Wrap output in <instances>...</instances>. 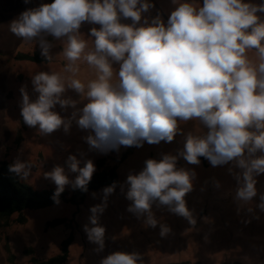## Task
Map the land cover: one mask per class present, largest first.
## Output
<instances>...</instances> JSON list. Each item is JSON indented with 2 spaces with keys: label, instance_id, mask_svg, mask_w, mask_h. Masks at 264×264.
<instances>
[{
  "label": "clouds",
  "instance_id": "clouds-1",
  "mask_svg": "<svg viewBox=\"0 0 264 264\" xmlns=\"http://www.w3.org/2000/svg\"><path fill=\"white\" fill-rule=\"evenodd\" d=\"M25 4L31 0H24ZM174 9L167 23L159 14L142 20L154 8L150 0H51L21 12L9 31L29 44H38L48 64L57 57L60 70L31 75L33 99L27 86L20 88V114L29 128L43 135L61 128L67 134L73 123L83 131L89 150L107 153L144 142L171 143L181 122H196L183 149L148 158L138 173L126 179L127 211L166 236L171 229L153 211H168L196 224L185 201L193 189L195 172L177 167L178 159L199 165L200 157L212 166L231 165L236 181L238 211L257 196V179L264 174V4L245 0H171ZM131 20V23L124 21ZM91 27L88 34L82 25ZM52 36L61 40L55 57ZM82 65L93 73L81 78ZM118 65V67H114ZM75 92L79 99L68 96ZM83 103L82 107H78ZM72 108L71 116L57 111ZM64 167L44 172L56 185L57 203L67 185L87 191L96 171L91 159L69 155ZM35 165L17 158L9 171L27 179ZM77 173L70 179L68 173ZM217 186L219 184L217 183ZM115 182L102 189V201L90 208L84 231L97 252L105 248V227L99 223ZM95 195V194H94ZM257 207L264 211V194ZM249 211L252 209L249 207ZM101 264H143L138 252L115 251Z\"/></svg>",
  "mask_w": 264,
  "mask_h": 264
},
{
  "label": "rangeland",
  "instance_id": "rangeland-1",
  "mask_svg": "<svg viewBox=\"0 0 264 264\" xmlns=\"http://www.w3.org/2000/svg\"><path fill=\"white\" fill-rule=\"evenodd\" d=\"M154 8L142 14L141 23L147 17L149 22L157 14L165 23L174 5L171 0H150ZM202 2V0H201ZM253 4H264V0H245ZM48 0H0V162H14L17 158L30 160L35 167L27 179H22L37 189L56 188L54 182L46 179L44 172H49L56 165L67 170V158L76 155L81 160L91 159L97 171V161L110 156L117 161H109L118 165L119 183L113 194L108 197L107 208L100 216L99 223L105 227V248L97 252V246L89 242L84 225L89 224L90 208L102 201V189L91 191L80 207L66 202H58L41 210L26 212L27 223L0 225V264H31L30 258L47 259L59 253L61 242L71 232L68 226H59L45 230L47 221L55 218L75 219L79 228L75 230V239L70 247V254L65 264H101L103 257L115 251L138 252L143 264H264V211L257 205L259 196L264 194V174L256 177L257 196L250 205L238 211L234 200L236 181L228 172L231 165L212 166L206 159L207 166L201 161L199 165L188 164L182 157L177 167L195 172L193 189L185 196L188 209L192 212L196 224L191 225L184 217L168 211L166 207H157L152 211L156 219L170 227L166 236L160 235V226L148 227L145 217L137 218L127 211L131 201L126 199V179L130 173H138L148 158L159 160L162 153L176 154L183 149L188 133L195 134L196 122H181V131L171 143L161 141L159 144L143 143L136 147L129 158L118 163L123 151L119 148L114 153H101L89 150L84 137L88 132L77 127L73 121L69 133L63 129L51 134H40L37 128L26 126L20 114V88L27 86L31 97V75L37 71L60 70L64 61L57 57L51 64L19 61L15 55L19 52H33L38 44L21 41L9 31V24L21 12L35 7ZM264 20V13H257ZM131 23V20L124 21ZM99 25H82L80 31L88 34L91 27ZM52 55L55 57L62 51V41L54 38ZM118 67V65H114ZM93 73L82 65L81 78L90 79ZM73 99L79 96L71 90L67 93ZM83 103L78 105L82 107ZM57 111L63 116H71L72 108ZM95 171V172H96ZM74 179L77 173H68ZM217 183L219 186H217ZM71 185L65 190L70 191ZM95 194V195H94ZM252 211H249L248 208Z\"/></svg>",
  "mask_w": 264,
  "mask_h": 264
},
{
  "label": "trees",
  "instance_id": "trees-1",
  "mask_svg": "<svg viewBox=\"0 0 264 264\" xmlns=\"http://www.w3.org/2000/svg\"><path fill=\"white\" fill-rule=\"evenodd\" d=\"M48 3H51V0H48ZM47 40L51 44L54 43L52 36H48ZM15 59L39 64L48 63L41 56L39 45L33 52H19L15 55ZM120 148H124V146ZM135 149V146L126 147L118 159V163L126 161L134 153ZM114 152L115 150H111L110 154ZM200 160L207 166L204 157H200ZM109 161L115 162L117 160L107 156L97 161V171L93 173L86 192L80 189H73L71 186L70 191L64 190L60 194L58 201L69 203L78 208L85 202L89 192L105 188L114 182L117 185L119 183L118 165L112 164ZM12 163L8 160H2L0 162V225L2 226H9L12 223L24 225L28 220L26 212L45 209L57 203L53 199L56 188H35L30 183L22 180L16 173L9 171V165ZM77 213L78 211L70 219L55 218L46 222V231L59 226H68L71 228V232L61 242L59 253L44 260L32 256L30 258L31 264H65L67 262L71 244L75 239V230L79 228V223L75 219Z\"/></svg>",
  "mask_w": 264,
  "mask_h": 264
}]
</instances>
